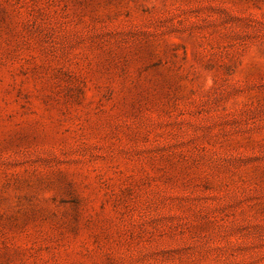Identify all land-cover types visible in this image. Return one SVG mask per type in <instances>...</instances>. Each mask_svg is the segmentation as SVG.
I'll return each mask as SVG.
<instances>
[{
	"label": "rangeland",
	"instance_id": "1",
	"mask_svg": "<svg viewBox=\"0 0 264 264\" xmlns=\"http://www.w3.org/2000/svg\"><path fill=\"white\" fill-rule=\"evenodd\" d=\"M0 264H264V0H0Z\"/></svg>",
	"mask_w": 264,
	"mask_h": 264
}]
</instances>
